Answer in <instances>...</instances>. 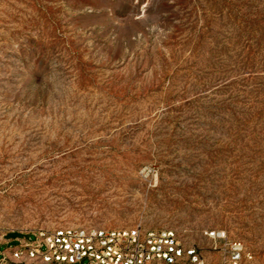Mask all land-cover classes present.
<instances>
[{
    "label": "rangeland",
    "instance_id": "1",
    "mask_svg": "<svg viewBox=\"0 0 264 264\" xmlns=\"http://www.w3.org/2000/svg\"><path fill=\"white\" fill-rule=\"evenodd\" d=\"M211 232L264 264V0H0V230Z\"/></svg>",
    "mask_w": 264,
    "mask_h": 264
},
{
    "label": "built area",
    "instance_id": "2",
    "mask_svg": "<svg viewBox=\"0 0 264 264\" xmlns=\"http://www.w3.org/2000/svg\"><path fill=\"white\" fill-rule=\"evenodd\" d=\"M7 236L0 230V264H206L199 248L168 230L65 227L19 238L11 251H2ZM209 237L225 264L252 259L243 242L220 232Z\"/></svg>",
    "mask_w": 264,
    "mask_h": 264
}]
</instances>
